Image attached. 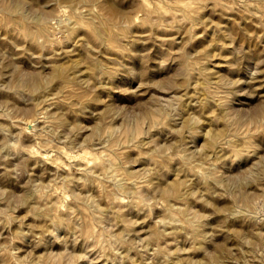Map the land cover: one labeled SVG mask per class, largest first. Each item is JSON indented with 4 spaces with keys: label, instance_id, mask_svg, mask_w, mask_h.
Masks as SVG:
<instances>
[{
    "label": "rangeland",
    "instance_id": "obj_1",
    "mask_svg": "<svg viewBox=\"0 0 264 264\" xmlns=\"http://www.w3.org/2000/svg\"><path fill=\"white\" fill-rule=\"evenodd\" d=\"M0 264H264V0H0Z\"/></svg>",
    "mask_w": 264,
    "mask_h": 264
}]
</instances>
